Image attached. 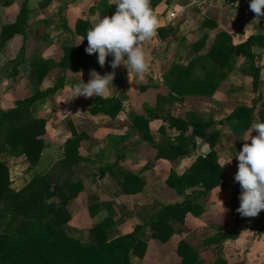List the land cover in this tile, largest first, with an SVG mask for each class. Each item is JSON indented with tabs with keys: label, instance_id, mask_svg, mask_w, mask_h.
Returning <instances> with one entry per match:
<instances>
[{
	"label": "crops",
	"instance_id": "crops-1",
	"mask_svg": "<svg viewBox=\"0 0 264 264\" xmlns=\"http://www.w3.org/2000/svg\"><path fill=\"white\" fill-rule=\"evenodd\" d=\"M26 1L29 11L26 18L27 37L25 42L26 44H29L30 41L33 42L34 54L49 57L55 61H59L61 58L62 44L69 37L76 45H80L83 40L82 36L76 33L71 35L65 31L62 27L63 20H66L70 30L74 31L78 18H88L93 24L98 21L99 17L103 18L102 0H51L44 5H39L41 0ZM107 1L112 4V0ZM22 2L23 0H14L6 5L0 3V28L2 25L14 21ZM232 5L234 4H226L224 0H160L154 8V13L159 20L158 27L170 28L171 33L164 38L157 33L154 39L144 43L145 51L150 60L149 71L139 76L133 74L130 81L128 71L124 66L115 70L111 68L113 57L109 56L102 68V73H100L103 75L115 72L113 86L108 94L103 97L113 94L124 96L121 110L115 118H110L102 113L91 114L86 103L88 98L82 101L80 97H77L75 98L78 99L76 102L75 99L70 100L73 98L71 87L81 80L80 73H83L82 79L87 83L90 79V71L94 68H83L80 71H74L73 77L66 76L64 86L57 92V96L60 97V99H56L58 100L56 101L57 105H53L51 109L44 106L45 110L51 111V113L48 118L46 116L48 126H46V132L43 135L45 145L38 164L43 161L45 152L53 154L56 150V142L62 144L71 135L69 122L74 125L78 132L85 133L78 148L82 160L73 166L72 177L74 180H82L84 188L68 204L71 219L67 222L66 230L71 235L83 241H90L88 229L107 215V210L101 209L94 216H91L88 211V204L92 202L112 204L113 219L115 220L114 229L123 234L130 232L135 224L140 222L139 213L148 203L149 198L150 201L160 203H174L185 198H191V189L186 190L187 194L179 195L174 188L165 183V180L171 169L178 175L182 174L197 156L204 155L209 150L208 143L204 138L196 137L190 152L175 162L166 158H155L156 148L153 145L136 132L134 135H130L133 134L132 117L144 112L146 106H155L157 94L166 95L168 93L163 75L170 64L173 61L186 63L195 54H204L219 30L223 29L229 32L234 44L244 41L257 27H260L261 33L264 35V16L259 18V24L250 26L245 31L252 22L254 14L249 18L244 17L238 8L235 9V17H233ZM171 13L174 14L171 15ZM203 36L205 37L203 46L196 52L191 48V45ZM22 43V34L16 33L0 46V58H4L9 50L11 52L18 50ZM253 49L257 53L256 63L261 67L259 91L261 92V103L264 105V46H257ZM93 55L98 59V54ZM7 58L8 60L11 59L8 54ZM242 60L243 58L239 57L235 68L219 82L211 96L188 95L166 106L173 116H183L184 114L176 113V108L187 105L188 109L195 110L203 116L213 117L215 120L213 128L220 133L215 149L223 167V174L221 183L198 199L203 208L201 214L195 215L189 212L183 222L172 220L174 233L171 238L167 242L151 238L144 256H132V264H135L136 261L140 264H179L181 257L176 252V245L182 238L191 243L198 251L199 256L195 264H211L219 250L224 254L227 264H264V232L259 227L264 221V210L257 217H247L245 221L240 222L238 234L234 239H225L216 243L206 241V236H216L215 233L218 230L227 232L232 222L230 197L232 192L240 187L239 183L234 180L235 173L238 171L237 158L233 160L234 165L231 164L232 161L224 166L223 164L232 156V149L229 148L231 140L237 138L238 149L236 148V152H239L245 143L243 139L251 127L240 134H235L233 132L235 120H226L225 118L236 105H249L253 97L257 95L252 90L251 77L239 70ZM17 69L18 74L12 77H6L0 73V76L3 77L2 82L7 84L10 81L13 82V87L10 89L12 91H14V84L18 85V80L22 74L20 73V66ZM54 69H58V67H54L52 70ZM64 70L71 72L69 68L59 69L61 73ZM35 82L39 83L38 81ZM142 89V93L154 94V102L143 105L142 111L137 112L134 109L135 104L132 102L131 95L136 90ZM64 117L67 118L65 121L66 131L64 135H57V122L59 118L63 120ZM257 121L260 122L259 115L255 111L252 115V123ZM162 123V120L158 118L149 123L156 141L161 138L158 127ZM166 132L174 135L177 134V129L166 128ZM256 134L253 131L252 135L255 136ZM227 138L230 142H227ZM248 142L250 143V141ZM15 159L19 170L25 173L26 177L25 182L18 188L13 187L11 182L13 188L19 189L30 179L38 164L33 170L25 172L29 166L25 156ZM50 159L48 168L43 171L54 164L55 161H50ZM114 161H118V165L131 170L145 180V185L140 192L131 194L122 192L108 172L99 176L100 169H104ZM49 200L55 203L59 202L56 196Z\"/></svg>",
	"mask_w": 264,
	"mask_h": 264
},
{
	"label": "trees",
	"instance_id": "trees-1",
	"mask_svg": "<svg viewBox=\"0 0 264 264\" xmlns=\"http://www.w3.org/2000/svg\"><path fill=\"white\" fill-rule=\"evenodd\" d=\"M13 1L0 0V3L6 5ZM159 1L151 0L153 11ZM49 2L51 0H41L39 5ZM101 6L103 17H110L115 13V6L107 0H102ZM28 11L27 1L23 0L14 21L0 28V46L16 33L23 36L22 45L15 56L8 60L10 71H4L6 77L17 75V67L24 61ZM93 25L88 18H78L72 31L66 20H63V29L71 35L76 33L82 36L84 42L76 45L69 37L62 44L63 53L59 61L43 56L33 58L30 67L35 78L39 82L44 80L52 67L69 68L73 71L99 68L98 59L85 51L87 31ZM157 33L164 38L171 33V29L158 27ZM204 39L203 36L192 43L191 48L197 52L203 46ZM257 46H264V35L260 27L243 42L236 44L229 32L219 30L204 54L197 53L186 63L173 61L163 75L168 93L157 94L155 106H146L144 112L132 117L133 128L156 148L155 158H166L171 162L181 159L190 152L196 137L204 138L209 150L204 155L197 156L182 174L178 175L171 169L165 180L179 195H185L186 190L191 189V198L174 203L154 201L144 206L139 213L140 222L130 232L123 234L114 229L112 204L98 202L88 204L90 215L94 216L101 209H106L108 213L88 229L90 241H83L66 230L67 222L71 219L68 204L84 188L83 181L74 180L72 175L73 166L82 160L78 148L85 133L78 132L72 123H68L71 135L61 146V158L46 171L33 172L19 189L11 186L9 166L1 159V155L7 151L13 157L25 156L29 162L25 172L35 168L45 145L43 135L46 132V119L36 116L32 107L38 100L62 88L65 76L60 75L52 86L16 99L6 110L0 108V220L4 221L0 228V264H132V256H144L151 238L161 242H167L171 238L174 233L172 220L183 222L189 212L201 214L203 208L198 199L221 183L223 167L215 149L220 133L213 128V117L203 116L192 109L185 111L183 116H173L166 106L188 95L211 96L219 82L227 77L235 68L239 57H242L239 70L251 77L252 90L257 95L249 105H236L225 119L235 120V134H240L252 125L255 111L260 122H264V105L259 91L261 67L256 63L257 53L253 49ZM123 100V95L113 94L93 96L86 103L91 114L102 113L115 118L121 110ZM157 118L163 122L158 127L161 135L159 141L154 139L149 126L150 121ZM166 128L177 129V134H168ZM106 172L126 194L140 192L145 185V180L140 175L118 165V161L100 169L99 176ZM240 192L239 187L230 197L234 227L208 237V243L234 239L237 236L239 223L247 219L236 211L240 203ZM54 196L58 198V203L49 200ZM260 227L264 230L263 224ZM176 252L181 257L179 264H195L198 260V251L184 238L178 241ZM211 264H227L221 250Z\"/></svg>",
	"mask_w": 264,
	"mask_h": 264
},
{
	"label": "clouds",
	"instance_id": "clouds-1",
	"mask_svg": "<svg viewBox=\"0 0 264 264\" xmlns=\"http://www.w3.org/2000/svg\"><path fill=\"white\" fill-rule=\"evenodd\" d=\"M112 5L116 6L115 13L110 17H99L87 31L88 43L85 51L89 55L98 54L101 67L112 56L111 68L115 70L124 66L131 81L133 74L139 76L150 69L144 43L156 37L159 20L152 10L151 0H112ZM238 8L237 0L231 8L233 17L235 9ZM249 9L254 13V18L245 31L250 26L259 24V18L264 16V0H250ZM80 74L81 80L71 87L74 99L108 94L115 78L114 71L101 75L93 69L89 74L90 79L85 83L82 79L83 73ZM253 131L257 133L255 136L252 135ZM243 140L245 143L242 149L234 155L238 160V171L234 180L241 189L240 203L236 211L242 217L255 218L264 210V122L252 123ZM232 158L230 156L223 166L231 163Z\"/></svg>",
	"mask_w": 264,
	"mask_h": 264
},
{
	"label": "rangeland",
	"instance_id": "rangeland-1",
	"mask_svg": "<svg viewBox=\"0 0 264 264\" xmlns=\"http://www.w3.org/2000/svg\"><path fill=\"white\" fill-rule=\"evenodd\" d=\"M26 37H27V34H26ZM239 43H241V42H239ZM33 45L34 44L31 41L29 42V44H26V42H25L24 61L19 65L20 66V73H22V74H21V76H20V78L18 80V85L14 84V91L10 90L13 87L12 86L13 82L10 81V82H8V84L4 83V82H2L3 77L0 76V108L1 109L6 110V109L10 108L14 104V101L16 99H21V98H24L26 96H29L32 93H34L36 89H43L45 87L52 86L55 83L56 79L62 73L65 75V78H66V76L73 77V75L75 74L74 71L71 70V69H70L71 72H68L67 70H64L61 73V71H59L60 67H58V69H54V70H52L54 68V67H52L48 71V73L45 76L44 80L39 82L35 78V75L31 72V67H30L31 60L33 58H35V57L41 56V55L33 53ZM16 52H17V50H13V52H11L9 50L4 55V58H0V73L1 74H4V71H6V72L10 71V67L8 65L7 54L11 58H13L15 56ZM32 54H34L33 57H32ZM46 58H49V57H46ZM102 68L103 67L100 66L99 68H94V69H96L99 73H102V71H103ZM35 81H38L39 83H36ZM43 81H45V82H43ZM65 81H66V79H65ZM60 89H58V90L60 91ZM58 90L56 91V93L54 95H52V96L48 95V97H45V98H43L41 100H38L32 107V111H33V113L36 116L44 117L46 119V126H48L47 118L50 115L51 111L45 110L44 106L49 107L51 109V107L53 105L54 106L57 105L56 101H58V100H56V99H60V97L57 96L58 95L57 94ZM142 92H143V89L140 90V91L136 90L131 95L132 102L135 104L134 109H136L137 112L138 111L139 112L142 111V106L143 105L152 104L154 102V94L153 93H151V94L150 93H148V94L146 93L145 94V93H142ZM62 97H63V95L61 96V98ZM84 99H85V97H83V96L80 97V100L83 101ZM70 100L73 101L74 97L71 98ZM77 100L78 99H75V102ZM146 101H147V103H146ZM188 108L189 107L187 105L178 106L176 108V113H180L182 115V114L185 113V111L190 110ZM201 111H202V109H201ZM46 116H47V118H46ZM66 119H67L66 117H64L63 120H61L59 118V121L57 122V128H56V133H58L57 135H64V132L66 131V129H65V121H66ZM132 130H133V132H132L133 134H130V135H134V132L138 133V131H136L134 128H132ZM138 135H140V134L138 133ZM227 142H230V140L228 139ZM230 143H231V146L229 148L232 149V156H233L231 164L234 165L235 162H233V160L236 159V157L234 155H235L236 150L238 149L237 138L235 137V139L231 140ZM56 144H57L56 147H55L56 150L53 152V154H50L48 152L44 153L43 161H41V163L38 164V166L36 168V171L42 172L43 170L48 168L49 159L50 158H51L50 161L53 160L55 162H57L60 159L61 146H62L63 143L61 144V142H59V143L56 142ZM60 144H61V146H60ZM49 155H51V156H49ZM1 158L3 159V161L5 163H7L9 165L10 178H11V182H12L13 187L18 188L20 185H22L25 182L26 177H25V173H23L21 170H19V167L17 165V161L15 159L17 157L11 156L9 154V152L6 151L5 153H3L1 155ZM94 174H97V173H94ZM147 201H148V203H146L145 206H148L152 202H154V201H150V198ZM262 224L264 225V221H263ZM3 225H4V221L0 220V228H2ZM233 227H234V225L231 222V224H230V226H229L227 231L231 230ZM260 229H262V228L260 227ZM262 231L264 232L263 229H262ZM220 232H221V230H218V231H216L215 234H218ZM212 235H214V234H212ZM208 237H210V236H208ZM208 237L206 236V238H208ZM135 264H140V263L139 262L137 263V261H136ZM157 264H159V263H157Z\"/></svg>",
	"mask_w": 264,
	"mask_h": 264
},
{
	"label": "built area",
	"instance_id": "built-area-1",
	"mask_svg": "<svg viewBox=\"0 0 264 264\" xmlns=\"http://www.w3.org/2000/svg\"><path fill=\"white\" fill-rule=\"evenodd\" d=\"M224 2L226 4H235L237 2V0H224ZM239 2V9L241 14L244 17H251L254 13L252 11H250L249 9V4H250V0H238ZM174 13H171V15H173Z\"/></svg>",
	"mask_w": 264,
	"mask_h": 264
}]
</instances>
